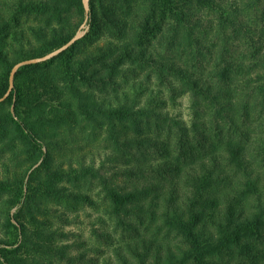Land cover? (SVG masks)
Returning a JSON list of instances; mask_svg holds the SVG:
<instances>
[{"label": "trees", "instance_id": "trees-1", "mask_svg": "<svg viewBox=\"0 0 264 264\" xmlns=\"http://www.w3.org/2000/svg\"><path fill=\"white\" fill-rule=\"evenodd\" d=\"M216 5L217 0H89L88 33L53 59L17 72L14 89L0 103V143L10 148L17 164L11 176L0 178V197L6 196L0 214L4 234L0 264H53L70 258L69 247L57 244L46 216L53 205L71 199L94 204L82 193L71 194L62 183L102 179V175L92 166L65 171L54 165L55 150L65 134L108 123L117 150L122 145L118 138L125 136L124 154L137 149L144 156V151L158 148L151 135L155 111L148 106L117 105L107 98L129 67L154 64L162 82L170 69L182 81L179 95L194 96L200 111L201 107L206 112L216 110L217 115L240 111V105L223 99L231 90L204 83L188 68L158 61L150 51L151 39L169 21L175 29L186 28L196 10ZM0 6L2 99L9 90L13 67L71 41L84 24L85 8L83 0H0ZM192 36V29L186 30V37ZM96 37H103V43H93ZM215 47L208 46V53ZM260 51L256 49V54ZM244 68V63L227 65L214 74L229 85ZM254 88L256 95L264 97V75ZM243 109L249 113V105ZM231 122L235 123L233 118ZM177 125L180 153L175 160L155 164L136 155L135 166L125 171L135 179L128 190L102 179L108 212L123 226L130 223L122 214L134 215L151 235L128 242L126 252L135 263L119 252L120 263L264 264V200L260 180L248 172L246 147L234 140L218 149L200 142L198 147L196 141L205 134L201 123L192 129ZM161 169L169 172L161 174ZM242 172L246 178L240 177ZM155 176L163 177L162 182L153 181ZM161 232L175 239L161 237Z\"/></svg>", "mask_w": 264, "mask_h": 264}, {"label": "rangeland", "instance_id": "rangeland-1", "mask_svg": "<svg viewBox=\"0 0 264 264\" xmlns=\"http://www.w3.org/2000/svg\"><path fill=\"white\" fill-rule=\"evenodd\" d=\"M223 18L226 21L224 25L221 22ZM31 24L34 22L31 21ZM185 26L175 29L173 21L164 25L161 32L151 39L152 56L158 61L165 60L168 64L188 68L204 83H213L225 91L231 90V94L225 95L223 99L240 105V111L237 114L224 111L217 115L216 110L206 112L201 107L202 113L194 96L179 95L182 81L170 69H166V78L162 82L157 73L159 68L154 64L143 66L142 69L129 67L117 79V87L107 98L117 105L129 104L136 109L148 106L155 111L156 116L151 120V135L158 141V148L153 146L149 151H144V156L137 149L132 154H124L125 136L118 138L122 145L117 150V140L110 137L114 130L106 123L95 130L86 128L72 135L65 134L60 147L55 150L54 165L65 171L92 166L103 180L128 190L135 179L126 175L125 171L135 166L136 155L147 157L155 164L175 160V156L180 153L177 143L180 128L177 123L189 129L201 123L205 134L196 141V145L200 142L207 147L215 148L216 145L215 149H218L229 140H234L246 147L248 172L251 171L252 177L260 180L264 200V155L260 154L264 146V97L254 92L255 81L264 75V0H217L213 9L196 10L192 22ZM188 29H192L193 36L190 39L186 37ZM88 30L84 26L79 32L84 37ZM92 42L102 44L103 37L93 38ZM210 45H216L213 53H208ZM258 48L261 51L256 54ZM242 63L245 68L233 84L218 81L214 74L216 69L227 65L236 67ZM244 105H249V113L243 111ZM232 118L235 123L231 122ZM127 132L130 136L134 133L131 129ZM115 134L118 136L117 130ZM202 151L205 153L200 148ZM12 157L10 148L0 143V178L11 176L16 171L17 164ZM223 164H226L225 161ZM19 171L24 170L19 168ZM168 172L169 169L160 170L161 174L166 175ZM240 177L246 178L245 172ZM102 179L62 183L71 194L82 193L94 204H89L85 199L80 202L71 199L66 204L52 206L51 214L46 218L51 221L52 229L56 232L57 244L69 247L70 257L64 261L54 260L53 264H121L119 252L131 257L126 252L125 245L128 242L133 243L140 236H151L134 215L126 218L122 214L121 217L131 224L125 223L123 226L116 216L108 212ZM162 180L163 177H153L155 182L160 183ZM5 199L6 196L0 197V214ZM164 232L160 233L161 237L175 239L173 234L168 236ZM3 235L0 226V237ZM131 262L135 263L132 257Z\"/></svg>", "mask_w": 264, "mask_h": 264}, {"label": "water", "instance_id": "water-1", "mask_svg": "<svg viewBox=\"0 0 264 264\" xmlns=\"http://www.w3.org/2000/svg\"><path fill=\"white\" fill-rule=\"evenodd\" d=\"M83 4H84V8H85V21L84 24L82 26V28L84 26H86L87 21L89 19V14H90V7H89V0H83ZM83 36V33H78L71 41H69L67 44H65L64 46H62L61 48L49 53L46 56L40 57V58H36V59H29L26 61H22L18 64H16L10 74V87L9 90L7 92V94L0 99V103L5 101L6 98L10 95V93L12 92V90L14 89V81H15V76L17 74V72L25 66L28 65H34V64H39V63H43V62H47L51 59H53L54 57L58 56L59 54H61L62 52L66 51L67 49H69L78 39H80Z\"/></svg>", "mask_w": 264, "mask_h": 264}]
</instances>
